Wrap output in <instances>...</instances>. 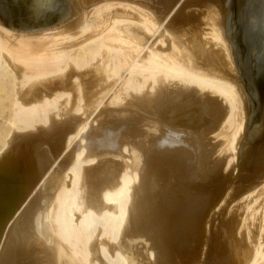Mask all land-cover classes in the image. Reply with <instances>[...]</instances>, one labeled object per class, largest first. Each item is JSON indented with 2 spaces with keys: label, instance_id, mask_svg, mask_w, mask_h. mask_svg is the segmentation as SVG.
Masks as SVG:
<instances>
[{
  "label": "bare ground",
  "instance_id": "bare-ground-1",
  "mask_svg": "<svg viewBox=\"0 0 264 264\" xmlns=\"http://www.w3.org/2000/svg\"><path fill=\"white\" fill-rule=\"evenodd\" d=\"M183 1L179 0L160 24L151 11L137 4L109 1L77 12L73 20H67L57 30L25 34L0 25V84L5 83L8 88L13 130L39 132L51 123L49 133L56 135L53 149L65 153L70 148L64 156L69 157V162H64L63 157L64 165L53 172L50 168L59 161L58 155L54 156L51 150L43 154L35 145L22 162L9 161L5 155L0 163L8 167L0 170V264H24L18 261L20 257H30L26 261L23 258L25 264L32 261L36 255L30 254L29 247L38 243L37 238L42 245H48L44 244L50 258H59L66 250L70 255H65V264H97L91 260V240L97 230L102 238L99 252L107 263L134 264L133 250L127 248L132 244L127 241L134 229L143 231L150 240V248L141 251L143 258L147 256V264L175 262L176 250L190 236L202 204H196L199 194L197 202L194 195L192 200L191 195L185 196L176 202L175 214L171 216L166 182L171 175L193 181L202 180L205 171V176L212 174L214 167L210 168L211 173L209 167L205 169L212 163L209 156L219 147L216 150L208 136L213 135L216 140L226 137L233 157L244 120L233 84L189 67L180 43L165 28ZM107 97L106 105H118L117 110H121L120 116L115 115H119L115 110L114 121L118 123H111L112 126L105 123L110 121L108 118L102 120L105 124L96 122L105 111L102 107ZM143 110L152 120L143 116ZM122 112L124 118L117 121ZM92 113L95 116L91 120ZM62 117L64 121H55ZM32 133L26 138L33 137ZM51 138L50 141L54 137ZM188 150L194 151L191 159H186ZM178 151L187 153L180 155L182 152ZM46 155H51L52 163H47ZM228 161L224 163L229 165ZM13 181L20 183L15 190L17 200L32 196L39 184L45 190L44 194H34L15 220L23 202L20 207H13L12 187L7 184ZM237 197L246 213L239 221L225 220L220 233L231 253V264H264V180ZM223 203L217 208L222 210ZM257 205H261V212L256 211ZM214 208L217 211L212 210L213 213L218 212ZM213 213L209 212L212 216ZM207 220L204 234L209 229ZM248 221L253 228L255 222H260L256 238L252 237ZM236 234L239 240L235 239ZM30 238L35 242L28 246ZM108 242L116 244L108 246ZM145 242L142 243L148 247ZM205 243L202 247H206ZM34 247L36 253L39 247ZM205 253L202 248L200 260ZM39 255L45 262L46 257ZM32 263L35 264H29Z\"/></svg>",
  "mask_w": 264,
  "mask_h": 264
},
{
  "label": "water",
  "instance_id": "water-1",
  "mask_svg": "<svg viewBox=\"0 0 264 264\" xmlns=\"http://www.w3.org/2000/svg\"><path fill=\"white\" fill-rule=\"evenodd\" d=\"M126 1L158 23L179 0H0V25L33 32L60 25L88 6ZM165 28L192 69L231 82L245 113L232 197L264 180V0H184Z\"/></svg>",
  "mask_w": 264,
  "mask_h": 264
},
{
  "label": "rangeland",
  "instance_id": "rangeland-1",
  "mask_svg": "<svg viewBox=\"0 0 264 264\" xmlns=\"http://www.w3.org/2000/svg\"><path fill=\"white\" fill-rule=\"evenodd\" d=\"M74 18H75V15L73 16ZM70 18L71 20H73L74 18ZM69 19V20H70ZM68 20V21H69ZM68 21H66V22H64V23H62V24H60V25H57V26H55V27H53V28H49V29H44V30H38V31H33V32H19V33H25V34H32V33H39V32H46V31H52V30H57L58 29V27L60 28V26L62 25H64V24H66ZM70 22V21H69ZM14 32H16V31H14ZM98 90H100V88H97ZM98 90H96V91H98ZM111 93H112V91H111ZM8 96H9V92H8V88H7V85L5 84V83H1L0 84V163H2L3 162V159H4V157H5V155H7V156H9L8 158H9V161H13V160H17V161H19V162H22L21 160L24 158V155H26L27 153H29V151H34V145L37 147L36 149H39L40 148V150L39 151H41V153H43V154H47V152H48V150H51L50 152L51 153H53L54 152V156H57L58 155V157H59V154H60V159L57 157V159L59 160V161H57L56 160V162H55V164L53 163V165L55 166H57V167H54L53 165L51 166V168H50V170L53 172V171H57V168H58V166H62V164L64 165V162H69V160L70 159H68V161H67V158L66 157H68V156H66V157H64L65 156V154L66 155H68L70 152H68V150L70 149H65L64 150V152L65 153H61L62 151H60V153L58 152V148L56 149H53V146H54V141L56 140V135L55 134H53V133H49L50 132V130H51V128H50V126H51V123L50 124H48V128H47V126H46V128H45V126H40V127H42V128H40L41 130H39V132H37V129L36 130H32V131H28V132H19V133H17V132H15L13 129L14 128H12V126L13 125H11L12 124V121H10V120H12V118H11V108H10V106H9V100H8ZM107 101H108V97H107V99L104 101L105 102V104H104V107L107 109H104V107H102V109L103 110H105L104 111V113H103V115L102 116H100V117H98L97 119L98 120H96V122L98 123V124H100V122H103L104 123V121H102V120H105V119H107L108 118V120L107 121H109L108 123L107 122H105L106 124H108L109 125V123H110V125H111V123L113 124V123H118V122H115L116 120H115V118H116V116H120V111L121 110H117V109H119L118 108V105L117 106H115V105H106V103H107ZM109 102V101H108ZM119 107H120V105H119ZM243 107V106H242ZM113 108V109H112ZM109 110V111H108ZM111 110H112V115H111ZM115 110H117V111H119V115H117V114H115L116 116H113L114 115V113L116 112ZM108 111V112H107ZM9 112V113H8ZM146 112V111H145ZM95 113H96V111H95ZM95 113H92L91 114V116H90V119L92 120L93 119V117L95 116ZM106 113V114H105ZM118 113V112H117ZM123 113V112H122ZM142 113H143V116H147L145 113H144V110L142 111ZM4 114V115H3ZM9 114V115H8ZM105 114V115H104ZM111 116H113L114 118H111L110 117V115ZM145 114V115H144ZM8 115V116H7ZM109 115V116H108ZM108 116V117H107ZM123 116V117H122ZM104 117V118H103ZM111 119H110V118ZM122 117V118H121ZM121 117H120V119H119V117H117V121L118 120H122L123 118H124V113H123V115H121ZM148 117V118H147ZM146 118L147 119H149V116H147ZM56 118V117H55ZM54 118V119H55ZM63 119L61 120V118H57V119H55V121L57 122H62V121H64L65 120V117H62ZM59 119V120H58ZM243 126H242V132H240V136H242V133H243V128H244V124H245V120H246V117H245V113H244V110H243ZM100 120V121H99ZM111 120L112 121H114V122H111ZM149 120H152V118H150ZM10 121V122H9ZM11 123V124H10ZM97 123H95V125L94 126H96V125H98ZM104 123V124H105ZM94 124V123H93ZM92 124V125H93ZM114 124V125H115ZM112 126V125H111ZM43 130V131H42ZM33 131H35V132H33ZM34 134H33V133ZM17 133V134H16ZM22 133V134H21ZM28 133H32L34 136L33 137H28V138H26V136L28 135ZM39 133V134H38ZM45 133V134H44ZM47 135V136H46ZM49 135V136H48ZM52 135V136H51ZM13 136V137H12ZM17 136V137H16ZM22 136V137H21ZM54 137L53 138V140H51L50 141V139H52L51 137ZM212 136V137H211ZM240 136H237V138H239V140H240ZM50 138V139H49ZM214 138V136L213 135H210V136H208V138L207 139H209L210 140V142H211V144H214V145H216V150H218V147H219V150L218 151H215V153H213L212 155H210L209 156V158H210V161L212 162L211 164H208L207 165V167H206V169L205 170H207L208 169V167H209V169H208V171L211 173V169L210 168H213L214 167V169H213V172H212V174H209L208 173V175L207 176H205L206 174V172L207 171H205L204 172V174H202L201 175V177L203 178L202 180H198V178L195 180V179H193V181L191 180H189V179H184V178H176V177H174L173 175H171L170 177H169V179L167 180V182H166V184H168V186H165V189H166V191H167V193L169 194V201L172 203L171 204V211H173V213H171V211H170V213H171V216H174V214H175V209H176V207H177V204H176V202H178L179 200H180V198L182 199L183 197H185V196H189V195H191L190 197H191V200H192V198L195 196H197L198 197V194H199V197H200V201L198 200L199 198H193L194 200L196 199V200H198L199 202L198 203H196V204H202V207H201V209H200V211H199V215H197L196 216V221L194 222V225L192 226V228L190 229V236L189 237H187V238H189V239H185V241H184V243H182V245L180 246V248H178L176 251H178V252H180L179 254H178V252H176V251H173V254H171V258L173 257V255H174V253L176 252L177 254H175L176 256V258L175 257H173V259H172V261L174 260V258H175V262H176V264L178 263V264H181V263H179L180 261H182V264H197V263H199V255H200V251L202 250V248H203V250L204 249H206V253H205V255L203 256V258L200 260V263L199 264H216V263H218V261H219V259H221L220 261H219V264L221 263L222 264V262L224 261V262H226V264H231L232 263V256H231V253H229L230 251H227L228 249H226V247H225V241H224V239L225 238H223L222 237V235L220 234V233H223V223H224V221L225 220H228V219H230V220H233V221H239V220H241L242 219V215H243V213H246V211H245V205H242V206H240L242 203H241V201L242 200H237L238 199V197L237 196H234V197H232V189H233V185H234V181H235V177H236V172H237V164H236V153H237V147H238V142H239V140L238 139H236V141H235V143H234V151H233V157H235V158H233L230 154H232V152L230 151V149H228L227 147H228V142H227V138L226 137H223V138H217V140L216 139H213ZM225 138V139H224ZM46 139V140H45ZM222 139V141H219V140H221ZM224 139V140H223ZM48 140V141H47ZM212 140V141H211ZM14 143H13V142ZM26 142H29V143H27V145H26ZM218 142V143H217ZM12 143V144H11ZM36 143H38V144H40V145H38V144H36ZM43 143H45L44 145H42L41 146V144H43ZM49 143V144H48ZM217 143V144H216ZM227 143V144H226ZM21 144V145H20ZM33 144V145H32ZM224 144V145H223ZM18 145H20V148H19V146ZM46 145V146H45ZM18 146V147H17ZM40 146V147H39ZM224 146V147H223ZM33 147V148H32ZM45 148V150H44V148ZM48 147V148H47ZM16 148H17V150H16ZM18 148H19V150H18ZM32 148V149H31ZM23 149V150H22ZM26 149V150H25ZM14 150H16V151H14ZM44 150V151H43ZM224 150V151H223ZM23 151V152H22ZM53 151V152H52ZM70 151V150H69ZM14 152V153H13ZM15 152H17L16 154H15ZM26 152V153H25ZM58 152V153H57ZM180 152H182L180 155H184V154H186L187 152L189 153V156H187L186 155V159H191L192 157H193V154L192 153H194V151L192 152V151H190V150H188L187 152L185 151V153H184V151H180ZM179 151H178V153H180ZM192 152V153H191ZM222 152V153H221ZM235 152V153H234ZM184 153V154H183ZM218 153V154H217ZM10 154V155H9ZM15 154V155H14ZM230 156H229V155ZM52 155V154H51ZM51 155H46V157L48 158V161H47V163H52L53 162V160L51 159ZM52 155V156H53ZM192 155V157H190ZM20 156V157H19ZM23 156V157H22ZM226 156H228V157H226ZM13 157V158H12ZM65 158V161L64 162H62L63 160H64V158ZM182 157H185V156H182ZM189 157V158H188ZM229 157H230V159L232 160V159H235L233 162L229 159ZM232 157V158H231ZM54 158V157H53ZM69 158V157H68ZM113 158H114V156H113ZM112 158V159H113ZM116 158V157H115ZM51 159V160H50ZM117 159H119L120 160V158H118L117 157ZM125 160H127V159H125ZM223 160V161H222ZM225 160V161H224ZM226 160H229L228 161V163L230 162V164L228 165V164H226L227 162H226ZM62 163H61V162ZM113 161H117V160H114L113 159ZM210 161H209V163H210ZM223 162V164H224V166L221 168V164L219 165V163L220 162ZM60 162V163H59ZM224 162H226V163H224ZM59 163V164H58ZM232 163V164H231ZM68 164V163H67ZM66 165V164H65ZM5 166V167H4ZM4 166H1L0 165V170H1V168H8L7 167V164H5L4 163ZM56 170H55V169ZM216 168H217V171H216ZM219 168H221L220 170H219ZM51 171H49V174H50V172ZM48 174V175H49ZM216 177V178H215ZM227 179V180H226ZM171 182H170V181ZM182 180V181H181ZM189 180V181H188ZM171 184H170V183ZM173 182V183H172ZM180 182H182V183H180ZM193 182V183H192ZM194 182H195V184H194ZM176 183V184H175ZM178 183H180V184H178ZM185 185H184V184ZM189 183V184H188ZM7 184H9L12 188H11V191H12V193H11V195H12V200H13V207L14 208H16L17 206H19L20 207V203L21 202H23V204H22V206L20 207V210H18L17 212H16V214H15V216H14V218H13V220H15V218H17V216L21 213V211L25 208V206L28 204V202L30 201V199L32 198V196L34 195V194H36V193H38V192H41L42 190V184L40 185L39 184V187H37L36 188V191H35V193L32 195V196H29V197H27V198H25V199H19V200H17V193H15V190H16V187H18L19 186V182L18 181H13V182H9V183H7ZM165 184V185H166ZM183 184V185H182ZM189 185V186H188ZM187 186V187H186ZM194 186V187H193ZM168 187V188H167ZM174 187V188H173ZM189 187V188H188ZM176 188H177V190H176ZM189 190H188V189ZM191 188V189H190ZM192 188H193V190H192ZM204 190H203V189ZM40 189V190H39ZM178 189L180 190V191H178ZM184 189V190H183ZM196 189H197V191H196ZM182 190V191H181ZM188 192H187V191ZM191 190L192 191H194V192H192L191 193ZM43 191L45 192V190L43 189ZM41 192V193H43L44 194V192ZM14 192V193H13ZM171 192V193H170ZM190 192V193H189ZM175 195H174V194ZM182 195H181V194ZM184 193H186V195L184 194ZM227 193V194H226ZM177 194H178V196H179V198H177L178 196H177ZM201 194V195H200ZM206 194V195H205ZM173 195V196H172ZM194 195V196H193ZM203 195V196H202ZM205 195V196H204ZM177 196V197H176ZM182 196V197H181ZM193 196V197H192ZM173 199H172V198ZM204 197H205V200H204ZM228 197V198H227ZM231 197V198H230ZM203 198V199H202ZM219 198V199H218ZM237 198V199H236ZM171 199L174 201H171ZM177 199V200H176ZM219 200V203H220V205L218 204V201H216V200ZM222 199H223V201H222ZM193 200V201H194ZM195 200V201H196ZM201 200H203V201H201ZM221 200V201H220ZM237 202H236V201ZM194 201V202H195ZM229 201V202H228ZM197 202V201H196ZM204 202V203H203ZM214 202H217V203H215L214 204ZM225 204H224V203ZM228 202V203H227ZM238 202H240V203H238ZM173 203H175V204H173ZM222 203H223V206H222V210H220V208L221 207H218L217 208V205H219V206H221L222 205ZM238 203V204H237ZM200 204V205H201ZM231 204V205H230ZM174 205H176V207L174 206ZM204 205H205V207H204ZM213 205H214V207H216V209H219L218 210V212H216V213H213V211H217V210H215V208L213 207ZM228 205V206H227ZM174 206V207H173ZM258 206V205H257ZM207 207V208H206ZM174 208V209H173ZM261 208V205L260 206H258L257 207V212H261V211H259L258 209H260ZM205 209V210H204ZM204 210V211H203ZM213 210V211H212ZM224 210V211H223ZM226 210V211H225ZM261 210V209H260ZM230 211V212H229ZM242 211V212H241ZM209 212H210V214H212L213 213V216L212 215H210L209 214ZM212 212V213H211ZM237 213V214H236ZM209 215V216H208ZM227 216V217H226ZM241 216V217H240ZM209 217V218H208ZM212 217L214 218V219H212ZM198 218V219H197ZM201 218V219H200ZM203 218V219H202ZM205 218V219H204ZM206 219H208L207 221L209 222L208 223V232H207V234H208V236H207V234H204V232H203V229H204V223L206 222ZM198 220V221H197ZM249 222L250 221H248V228H250V229H252V237H254V238H256L257 237V232H259V230H260V227L258 226V224L260 223V222H255L256 224L254 225V228H253V225H250V227H249ZM197 223V224H196ZM196 225V226H195ZM194 226H195V229H193L194 228ZM198 226V227H197ZM258 227H259V229H258ZM198 229H199V231H198ZM254 229V230H253ZM137 230H138V233H136L137 232ZM222 230V231H221ZM140 233V234H139ZM196 233V234H195ZM142 235V237L141 236H139V235ZM194 234V235H193ZM98 230L96 231V233L93 235V237H92V242L91 243H93L94 245L93 246H91L92 247V254H91V260H93L94 262L95 261H97V262H95V263H97V264H110V263H107L106 262V260H104V258H103V256H102V254H100L101 252H99L100 251V248L102 247V244L100 243V241H101V236L100 235H98ZM131 235H132V237L133 238H131ZM130 235V237H129V242L127 241V244H129L130 242H132V244L130 243L129 245H127V248L128 249H131V251L133 250H139L140 248H142V249H140V253L138 252H133L132 251V253H134V254H132L131 253V255H134L132 258L133 259H135V261H134V264H140V263H142V264H147L144 260H147V256L145 255V253L146 252H144V255H145V257L143 258V255H141L142 254V252L143 251H146L148 248H150V240L147 238V237H145L146 235L144 234V232L143 231H141V230H139V229H134L133 230V234H131ZM134 235L135 236H137V237H135L134 238ZM145 235V236H144ZM205 235V236H204ZM100 236V237H99ZM216 236V237H215ZM29 237H31V238H34V236H29ZM97 237V238H96ZM234 237H235V239H237L238 238V240H239V238H240V236H238L237 237V234L236 235H234ZM237 237V238H236ZM31 238H30V240H31ZM37 237H35L34 239H36ZM98 238H99V240H98ZM141 238V239H140ZM144 238H146L145 240H142V239H144ZM38 239V240H37ZM35 241H37L38 243H35V245H36V248H38L39 246H41L42 244L40 243L41 242V240H39V238H37ZM205 241H204V240ZM95 240V241H94ZM133 240V241H132ZM138 242H137V241ZM207 240V241H206ZM220 240H223L222 242H220ZM34 241V240H33ZM34 241V242H35ZM40 241V242H39ZM144 241H147V242H145V244L147 243V246L148 247H146V245H144V243H142V242H144ZM191 241V242H190ZM32 240L30 241V243H29V245L28 246H30L32 243L34 244V242H32ZM203 242H206V243H208L207 245H206V243H205V246L206 247H202V245H204L203 244ZM99 243H100V245H99ZM115 242H108V246H112L113 244H114ZM142 244V245H139V244ZM221 243V244H220ZM32 244V245H33ZM37 244L39 245V246H37ZM45 242L43 243V247L41 246V248H43V249H40V247H39V249H35V251H36V253L35 252H33V250H34V246H33V248H31L32 246H30L29 248L31 249L30 250V254L33 256V255H36L34 258L31 256V255H29V256H31L32 258L30 259V260H32L35 264H37L36 262H38L39 264H40V260H42L43 262L41 263V264H47V263H45V262H49V264L52 262L53 264H60V263H62V262H60V259L62 260L63 258H61V257H64V259L62 260L63 261V263L62 264H65L67 261H66V256H67V254H69L70 255V252L68 253L66 250L64 251L63 250V256H60L59 258L58 257H53V256H51L52 258H50V253H47L46 252V250H47V248L45 247ZM116 244V243H115ZM134 244V245H133ZM139 245V247H138V245ZM132 245V246H131ZM137 246L138 247V249H137V247H135V249H133V247L134 246ZM221 245H222V248L224 249V247H225V249L224 250H222V248H221ZM46 246H48V245H46ZM131 246V247H130ZM145 246V247H144ZM183 246H184V248H183ZM45 247V248H44ZM50 247V246H49ZM130 247V248H129ZM107 248V247H106ZM191 248V249H190ZM33 249V250H32ZM146 249V250H145ZM41 250H42V252H41ZM43 250H45L44 252H43ZM107 250H108V254H109V256L111 255L112 256V253L109 251V247L107 248ZM143 250V251H142ZM187 250V251H186ZM192 250H194V252L192 251ZM38 251H40L39 253H37ZM130 250H128V252H129ZM130 251V252H131ZM142 251V252H141ZM184 251H185V254H184ZM223 251H225V253H224V255L222 254L223 253ZM31 252H33V253H31ZM130 252H129V254H130ZM135 253H137L138 255H136V257H138L139 259H141V261H143V262H141L138 258H136L135 257ZM182 253V254H181ZM187 253H188V255H187ZM196 253V254H195ZM197 253H198V256H197ZM226 253L228 254V255H226ZM38 254H40V255H42L43 254V258L44 257H46L45 258V262H44V259H42V256H41V259H40V257H37V255ZM47 254V255H46ZM190 254H191V257H190ZM230 254V255H229ZM39 255V256H40ZM66 255V256H65ZM181 255V256H180ZM228 257H226V256ZM48 256V257H47ZM110 256V257H111ZM140 256H142V257H140ZM180 256V257H179ZM223 256H225V258H223ZM231 256V257H230ZM135 257V258H134ZM178 257H179V259H178ZM187 257V258H186ZM197 257V258H196ZM217 257H218V260H217ZM23 258H25V257H20V259L18 260L20 263H24L25 264V262L24 261H26V260H28L30 257H27V259L25 258L24 259V261H22L23 260ZM193 258V259H192ZM227 258V259H226ZM34 259V260H33ZM36 259V260H35ZM52 261H51V260ZM143 259V260H142ZM215 259V260H214ZM226 259V260H225ZM21 260V261H20ZM29 260V261H30ZM180 260V261H179ZM188 260H189V262H188ZM223 260V261H222ZM228 260V261H227ZM32 261H30V262H26L27 264H29V263H31ZM36 261V262H35ZM51 261V262H50ZM55 261V262H54ZM64 261H66L65 263H64ZM137 261V262H136ZM138 261H140V263L138 262ZM171 261V259H170V262H172ZM177 261H179V262H177ZM57 262V263H56ZM104 262V263H103ZM175 262L173 261L172 263H170V264H175ZM184 262V263H183ZM188 262V263H187ZM224 262H223V264H224ZM229 262V263H228ZM51 263V264H52ZM33 264V263H32Z\"/></svg>",
  "mask_w": 264,
  "mask_h": 264
}]
</instances>
